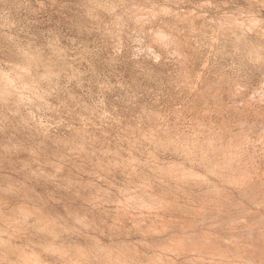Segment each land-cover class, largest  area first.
<instances>
[{
	"label": "rangeland",
	"instance_id": "374dc122",
	"mask_svg": "<svg viewBox=\"0 0 264 264\" xmlns=\"http://www.w3.org/2000/svg\"><path fill=\"white\" fill-rule=\"evenodd\" d=\"M0 264H264V0H0Z\"/></svg>",
	"mask_w": 264,
	"mask_h": 264
},
{
	"label": "bare ground",
	"instance_id": "6f19581e",
	"mask_svg": "<svg viewBox=\"0 0 264 264\" xmlns=\"http://www.w3.org/2000/svg\"><path fill=\"white\" fill-rule=\"evenodd\" d=\"M2 76L4 77L3 74H2ZM2 76H1V77H2ZM4 78H6V76H5ZM1 79H2V78H1ZM7 88H8V90H9V87H7ZM7 88H5V89H7ZM8 90H6V93H7ZM10 90H12V89L10 88ZM10 90H9V92H10ZM4 91H5V90H4ZM4 91H3V92H4ZM9 92H8V93H9ZM28 209H29V208H28ZM29 211H31V210H29ZM25 212L28 213V211H25ZM56 225H57V224H56ZM53 226H54V225H53ZM56 228H58V227L56 226ZM56 228H55V229H56ZM59 229H60V228H59ZM61 229H62V227H61Z\"/></svg>",
	"mask_w": 264,
	"mask_h": 264
}]
</instances>
